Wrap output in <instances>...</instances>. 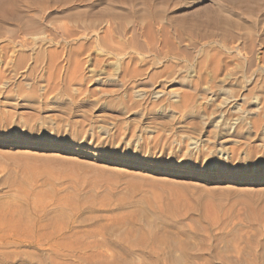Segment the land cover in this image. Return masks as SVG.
Masks as SVG:
<instances>
[{
	"label": "rangeland",
	"instance_id": "obj_1",
	"mask_svg": "<svg viewBox=\"0 0 264 264\" xmlns=\"http://www.w3.org/2000/svg\"><path fill=\"white\" fill-rule=\"evenodd\" d=\"M0 264H264V0H0Z\"/></svg>",
	"mask_w": 264,
	"mask_h": 264
},
{
	"label": "bare ground",
	"instance_id": "obj_2",
	"mask_svg": "<svg viewBox=\"0 0 264 264\" xmlns=\"http://www.w3.org/2000/svg\"><path fill=\"white\" fill-rule=\"evenodd\" d=\"M55 229H57V228L55 227ZM58 232H59V231H58ZM152 232H153V231H152ZM153 233H154V232H153ZM153 235H154V234H153ZM143 236H144V235H143ZM145 236H146V234H145ZM148 236H149V235H148ZM148 236H147V237H148ZM151 236H152V234H151ZM149 237H150V236H149ZM152 237H153V236H152ZM146 239H147V238H146ZM151 239H152V238H151ZM144 240H145V239H144ZM126 241H127V240H126ZM142 242H143V241H142ZM146 242H147V241H146ZM152 242H153V241H152ZM162 243H163V242H162ZM141 244L144 245L143 243H141ZM149 244L151 245L152 243H149ZM136 245H137V244H136ZM142 245H141V246H142Z\"/></svg>",
	"mask_w": 264,
	"mask_h": 264
}]
</instances>
